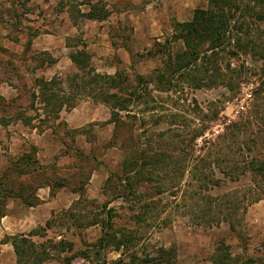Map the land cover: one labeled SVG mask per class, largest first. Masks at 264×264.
Listing matches in <instances>:
<instances>
[{
  "label": "rangeland",
  "instance_id": "374dc122",
  "mask_svg": "<svg viewBox=\"0 0 264 264\" xmlns=\"http://www.w3.org/2000/svg\"><path fill=\"white\" fill-rule=\"evenodd\" d=\"M152 1L159 4L161 0ZM88 3L101 8L108 6L110 17L102 26L91 24L88 28L90 24L84 17L91 12ZM142 6L133 4L132 0H0V186L5 184L0 187V193L11 186L15 191L21 185L31 187L46 182L48 177L73 178V183L78 175L79 183L75 187L81 185L79 193L71 196L69 187L73 185H69L55 194L60 193L55 201V217L47 231L55 237L49 238L51 242L40 237L34 240L37 245L44 243L42 251L49 254L46 264L50 260L67 264V258L73 259L72 264L114 263L119 253L107 245L105 249L100 248L97 244L102 237L101 227L90 225L96 219L108 222L110 217L109 241L123 226L139 238L126 251V262L132 258L140 262L138 258L155 257L164 264H212L218 247L223 246L224 253L231 254L234 263L249 260L250 264H264V209L246 214L237 222L236 231H231L227 223L210 229L193 219L190 210L182 205L188 174L182 183L178 182V172L168 178L154 177L153 185L167 183L169 190L160 198L163 203L159 211L149 212L142 222L135 223L132 216L142 212L141 204L148 201L125 203L120 198L124 195V185L119 178L135 163V155L140 150L136 136L145 148L146 139L165 131L164 142L173 148L180 133L186 137L192 130L205 126L208 127L206 135L197 145L200 147L206 139H215L223 132L224 123L236 120L250 104L252 91L259 83L261 60L257 57H263L253 52L241 57L227 56L223 67L231 65L244 75L237 81L239 86L234 93L215 86L197 87L191 81L180 83L175 88L177 91L154 92L131 108L138 117V128L134 132L128 129L125 138L116 139L114 125L108 122L112 110L97 104L101 101H95L88 86L83 84V81L87 84L90 75L83 67L87 63L84 57H87L85 53L92 57L91 66L97 74L107 75L121 69L131 77L135 74L152 77L162 66L160 52H166L165 47L158 49L156 44L171 39L174 22L160 41L138 44L140 39L134 34V22L137 18L142 21L138 16ZM203 6L205 0H198L196 6L187 4L189 9ZM58 37L66 38L65 42L61 43ZM98 47L106 49L100 51L104 55L97 54ZM171 47L174 55L184 51L181 42ZM67 56L83 59V65L79 66L83 69L79 71L74 63H65L60 69L49 68L56 58ZM132 65L135 72L130 70ZM48 80H55L52 86L43 83ZM52 94L54 107L48 102ZM74 107L78 109L71 117L72 125L66 126L67 114ZM216 112L218 118H214ZM129 126L134 127L133 121ZM13 166L25 175L19 176ZM37 166L46 170L40 171L38 178V173L29 174ZM88 177L89 183H83ZM68 205L72 209L66 212ZM44 232L46 229L40 230L41 235ZM59 241L72 243L73 251L60 252L55 248V242ZM162 249L170 250L171 254H161Z\"/></svg>",
  "mask_w": 264,
  "mask_h": 264
},
{
  "label": "trees",
  "instance_id": "16d2710c",
  "mask_svg": "<svg viewBox=\"0 0 264 264\" xmlns=\"http://www.w3.org/2000/svg\"><path fill=\"white\" fill-rule=\"evenodd\" d=\"M88 6L91 12L84 16L86 19L106 21L110 17L107 7L101 8L91 3H88ZM178 42L184 44V51L174 55L171 45ZM156 46L158 49L165 47L166 52L159 51L162 66L155 70L152 77L147 78L138 74L132 77L125 75L126 72L120 71L121 69L115 76L97 74L91 66L92 57L85 53L87 63L83 67L85 70L88 69L90 75L87 84L86 81H83V84L88 86L95 101H101L112 110L109 122L114 125L116 139L121 140L122 136L125 138L128 129L134 132L135 127L138 128V117L131 108L135 103H142L154 92L177 91L175 88L180 83L191 81L196 82L197 87L215 86L234 93L239 86L237 81L244 75L242 76V71L232 68L231 65L223 67L222 64L229 58L227 56L232 54L241 57L250 52L263 56L257 57L261 60V67L258 69L259 83L252 91L250 104L239 113L236 120L224 123L223 132L215 139H206L203 145L200 147L197 145L196 142L206 135L208 127L205 126L192 130L186 137L180 133L173 143V148L164 142L167 136L165 131L152 137L153 139H146L145 148L142 147L140 138L136 136L140 150L138 149L135 155V163L122 177H118L124 185V195L120 197L123 202L137 200V203L141 204L143 199L148 201L141 204L142 212L136 213L137 215L134 213L132 216L135 223L144 221V216L149 212H158L159 206L163 203L160 198L169 190L167 183L153 185L155 178H160L161 175L168 178L170 174L178 172L179 183L184 182L186 174L189 177L182 191V205L187 211L190 210L192 218L210 229L227 223L231 231H236L237 222L245 217L248 208L260 201L264 202V0H209L208 8L196 9L190 21L174 23L171 39L164 44L157 43ZM71 58L79 71L83 69L79 68L84 63L83 59L72 56ZM54 63L55 61H52V64ZM130 70L135 72V66L132 65ZM54 81L43 83L52 86ZM146 84L154 87L149 88L145 86ZM51 101L55 104L54 94L48 98L49 104ZM218 117L219 114L216 112L214 118ZM132 121L134 127L129 126ZM65 125L67 126L66 123ZM143 135L146 137L144 133ZM174 153H177V156L173 155ZM27 159L31 160L32 157L27 156ZM13 167L19 176L25 175L19 167ZM40 171L46 172L37 166L29 174L38 173V178L41 175ZM74 178L72 183L73 178L48 177L46 182H39L31 187L21 185L17 191L12 186L2 189L0 217L4 216L8 199L19 198L27 206L37 204L36 192L43 187H49L55 195L59 189L73 185L69 187L71 191L79 193L78 188L81 185L75 187L76 183H79L78 175ZM83 183H89V177ZM148 184L151 186L147 187ZM4 186L5 184L1 183L0 187ZM172 189H176V186ZM175 193L173 196L177 198ZM110 220L111 217L108 222L96 219L90 225L100 224L102 227V237L97 244L100 248L105 249L107 245L122 253V257L112 264H164L162 259L155 257H146L143 260L138 258L140 262H134L132 258L130 262H126V251L128 252L139 238L134 237L130 230L123 226L119 230L122 231L121 236H117L119 232L113 233L112 240L109 241L107 231L109 227L111 228V225H108L111 224ZM50 228L51 223L48 222L43 229L40 227L28 237L18 236L12 239L6 237L3 240L4 242L12 240L17 264H43L48 260L49 254L42 251L44 243L37 245L33 237L45 238ZM45 229L46 232L41 235L40 230ZM55 244V248L60 252L73 251L72 243L59 241ZM224 252L223 246H219L212 264H238L234 263L231 254ZM161 254L168 256L171 251L162 249ZM248 261L241 264H250ZM66 262L72 264L73 259L67 258Z\"/></svg>",
  "mask_w": 264,
  "mask_h": 264
},
{
  "label": "crops",
  "instance_id": "0c3cea01",
  "mask_svg": "<svg viewBox=\"0 0 264 264\" xmlns=\"http://www.w3.org/2000/svg\"><path fill=\"white\" fill-rule=\"evenodd\" d=\"M197 1L198 0H161L160 3L158 4L155 1L147 2L146 0H132L133 4H140V5L143 4L138 14V16L142 18V21H140L137 18L136 21L134 22V34L138 39H140V41L137 43L148 44L150 43V41H155V42L160 41L164 36L165 31H167L170 28L171 22L184 23L190 21L191 18H193L192 16L194 14V11L198 8L195 7L196 8L195 9L194 7H191V9H189L187 7V4L191 3L193 6H196ZM208 5H209V0H205V6L200 8L207 9ZM144 6L145 8H143ZM68 21L69 24H71V19H69ZM86 21L90 24L88 27L90 28V26H92L91 24H95L94 26H102V24L106 23V21L108 20L93 21L86 19ZM94 31L95 30H93V32ZM58 39L61 43H63L62 41L65 42L66 40V38L62 39L61 37H58ZM103 44L106 45V42H103ZM110 44L113 47V43ZM62 46L63 45L61 44V49ZM101 50H106V49L99 48L97 50V54L99 56L104 55V53H100ZM94 58L98 60L101 58H108V57H94ZM65 63L66 64L69 63L72 65L73 63L72 58L70 56L56 58L55 63L50 65L51 67L49 68L55 67V69L57 68L60 69L63 68V66H65ZM117 72L118 69L116 70V72L108 73L107 75L115 76ZM97 104L99 105L102 104L101 107H104L105 109L110 111L109 107L106 104L101 102H98ZM76 107L71 109V112L67 114L69 118L68 117L66 118L65 123L68 126L72 125L71 117L75 116L73 112L76 111V109H78ZM82 108L83 107H81V109ZM110 118L111 117H109L108 122L110 121ZM84 119L85 121L87 119V116L85 114H84ZM70 194L71 196H75L73 192H71ZM59 195L60 193H58L57 195H53L49 187H43L38 189L36 192V198L38 202L34 206H27L19 198H11L7 200L4 209L5 211L4 216L0 217V264H17V255L12 240L9 242H4L3 240H5L6 237H9L11 239L18 236L28 237L30 233L38 230L41 226H45L48 222L51 223V219L55 217V201L57 200V197ZM73 198L74 200H76L75 197ZM261 202L262 201L250 206L248 208L247 215L248 214L250 215V213L253 212L254 210L256 211V210L264 209V206L261 205ZM66 209H67L66 212H69L71 211L72 208L70 205H68ZM92 226L101 227L100 224L92 225ZM53 227L54 226H52V228ZM101 233H102V227H101ZM50 235L51 233L49 234L46 233L45 239L47 240V242L48 240L53 239L55 237ZM37 238L38 237H33V240H36ZM117 253H119V258H121L122 253L118 251ZM50 261L51 262L47 264H55V260H50ZM44 263L46 264V262ZM105 264H112V262L111 263L105 262Z\"/></svg>",
  "mask_w": 264,
  "mask_h": 264
}]
</instances>
